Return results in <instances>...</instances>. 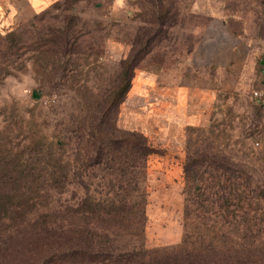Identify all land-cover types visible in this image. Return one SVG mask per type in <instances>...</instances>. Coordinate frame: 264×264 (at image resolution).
Returning a JSON list of instances; mask_svg holds the SVG:
<instances>
[{"label": "rangeland", "instance_id": "374dc122", "mask_svg": "<svg viewBox=\"0 0 264 264\" xmlns=\"http://www.w3.org/2000/svg\"><path fill=\"white\" fill-rule=\"evenodd\" d=\"M203 1L217 0H46L35 10L15 0L17 12L0 20V149L24 154L50 142L66 174L58 192L46 188L36 214L47 212L66 232L75 222L79 230L107 233L109 264H264V95L252 94L264 87L257 57L264 0H223L224 11L201 10ZM218 17L252 40L236 37L230 47L199 33L201 23L211 26ZM196 43L207 62L232 50L220 76L233 86H213L202 119L174 116L159 128L153 86L131 81L140 73L182 81L193 74L187 63L200 61L186 57ZM241 47L253 56L248 71ZM242 69L248 78L239 85ZM252 69L261 81L250 77ZM208 70L214 79L216 69ZM98 123L121 151L111 162L102 155L84 165L74 155L76 135L84 143ZM113 126L115 136L107 133ZM125 130L140 132L151 147L132 190L124 182ZM107 164L122 167L120 180ZM124 190L143 199L140 228H127L124 204L109 205L124 203ZM15 239L3 246L0 264H38L42 255V264H92Z\"/></svg>", "mask_w": 264, "mask_h": 264}, {"label": "trees", "instance_id": "16d2710c", "mask_svg": "<svg viewBox=\"0 0 264 264\" xmlns=\"http://www.w3.org/2000/svg\"><path fill=\"white\" fill-rule=\"evenodd\" d=\"M122 77L127 79L129 74L124 71ZM100 124H94V127L87 129V136L85 138L82 136L85 140L84 143L80 136L76 135L78 141H76L74 155L81 154L84 157V165H88L90 158L101 162L102 155L104 158L108 155L106 160L111 162L116 153L121 151L117 140L113 137L108 139L110 136L103 132ZM107 133L115 136L113 134L114 126ZM122 142H124V182L132 183V190L138 183V176L143 172L151 147L145 136L134 130H125ZM41 145H43V147L40 146L41 148L29 145L24 154L23 150L11 153L7 147L0 149V258L7 254L3 246L8 243L13 245L10 241L14 234L15 245H23L29 249L43 246L56 250L62 249L59 254L68 252L72 260H76L75 257L84 256L92 264H109L112 244L109 242L108 236L106 237L107 233L79 230L75 222H72L74 227L67 228L68 232H66L58 229L61 224L57 223L55 219L48 218L47 212L36 214V209L41 206V201L46 199V188L58 192L66 174L59 158H52L50 142L42 141ZM41 150H45L42 152L43 156L40 153ZM47 165H49V170ZM105 166L108 167L107 170H110L108 174L116 172L119 174L116 181L120 180V176L123 174L122 167L112 164ZM114 201L119 206L124 204V212L128 215L126 216L127 228H140L144 220L142 197L140 196L139 200L132 198V195L127 196V192L124 190V203L117 199H111L109 201L111 207L114 206ZM32 212L34 214H31ZM137 213L139 215H136ZM83 216L88 217L87 215ZM51 226H54L53 229L57 231H50L48 228ZM93 237H101V239L95 240ZM104 237L110 246H102ZM45 257L46 255H42L35 261L42 264ZM128 258L129 256H126L124 259Z\"/></svg>", "mask_w": 264, "mask_h": 264}, {"label": "crops", "instance_id": "0c3cea01", "mask_svg": "<svg viewBox=\"0 0 264 264\" xmlns=\"http://www.w3.org/2000/svg\"><path fill=\"white\" fill-rule=\"evenodd\" d=\"M23 1L26 6H28V8L33 10L40 8L46 2V0ZM203 2L204 3L199 4L201 10L205 9V11H209L212 10L214 6L217 11H224L225 9L223 0H217L214 5L208 1ZM15 4V0H0V20H7L12 13L17 12ZM219 17H221V14ZM219 17L216 19V21L214 20V24H211V26L207 24V21L201 23L199 25V33L213 36L212 39L215 40V43L221 44L223 46L230 45V47L236 44V37H243L246 42L248 41L249 37L252 40L253 36H250L249 32L248 34H234L227 27L225 20ZM254 37L257 36L254 35ZM197 44L198 43H196L194 47H191L189 52L186 54V57L200 61H197L198 63L195 64L192 62L187 63L193 74L190 73L184 77L182 81H179V78H177V80H172L170 78L167 81L164 80V78H161V75H157L156 73H153V75L140 73L136 75L131 81V86H153V106L155 108L153 111V120L157 122L159 128L166 124L167 118L174 116L177 119L182 118L192 122L202 119L207 112L209 100L213 92V86H233L230 79L226 84L223 76H220L221 67L225 66V58H231L232 50L229 51L230 53L226 57L224 54L222 55L223 60L216 59V61L207 62L205 61L204 54L198 50L199 47ZM235 51L236 50L233 51V54L236 53ZM260 51L261 50H259L257 57L259 64L262 66L260 72L264 75V57L261 55ZM249 54L250 53L242 49V47L237 54L241 58V64H245L244 67H246V71H248L246 60L253 59V56L249 58ZM209 66H212L216 69L217 74L214 79L210 78L208 70ZM250 71V77H252L253 80L261 81V79H259V74H256L253 69ZM241 75H244V77H240L238 82L239 85L246 84L248 75L243 74V69Z\"/></svg>", "mask_w": 264, "mask_h": 264}, {"label": "built area", "instance_id": "2783aa9c", "mask_svg": "<svg viewBox=\"0 0 264 264\" xmlns=\"http://www.w3.org/2000/svg\"><path fill=\"white\" fill-rule=\"evenodd\" d=\"M261 55L264 57V48L261 49ZM264 65V64H263ZM252 94L254 96H261V95H264V88H261V89H253L252 90ZM257 144V142H255Z\"/></svg>", "mask_w": 264, "mask_h": 264}]
</instances>
